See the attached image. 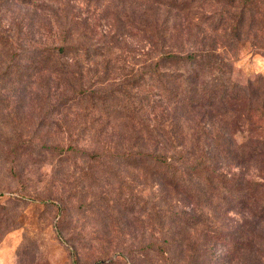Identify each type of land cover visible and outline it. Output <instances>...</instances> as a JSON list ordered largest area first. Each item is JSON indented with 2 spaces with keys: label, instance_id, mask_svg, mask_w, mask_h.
<instances>
[{
  "label": "rangeland",
  "instance_id": "rangeland-1",
  "mask_svg": "<svg viewBox=\"0 0 264 264\" xmlns=\"http://www.w3.org/2000/svg\"><path fill=\"white\" fill-rule=\"evenodd\" d=\"M46 2L52 7L36 11L16 0L0 2V264H264V119L239 117L240 127L229 125L230 141L249 137L261 156L238 166L215 160L227 174V190L216 176L218 189L204 183L190 195L163 184L147 165L70 150L74 137L68 136L77 130H59L52 116L38 120L35 104L23 100L13 74L5 73L7 65L17 67L12 55L41 38L52 44L55 3ZM120 3L139 8L132 0L114 4ZM257 29H249L242 50L234 45L229 58L232 78L259 86L254 95L264 107V37ZM110 123L105 142L72 143L83 149L131 143L129 123ZM57 141L62 144L53 150Z\"/></svg>",
  "mask_w": 264,
  "mask_h": 264
},
{
  "label": "trees",
  "instance_id": "trees-1",
  "mask_svg": "<svg viewBox=\"0 0 264 264\" xmlns=\"http://www.w3.org/2000/svg\"><path fill=\"white\" fill-rule=\"evenodd\" d=\"M16 1L35 11L52 7L46 0ZM132 1L139 8L116 0H54L52 44L41 38L12 55L17 67L11 63L5 73L13 74L23 100L35 104L38 120L52 116L59 130H77L69 139L105 142L113 134L110 121L130 124L127 145L83 149L73 138L70 150L93 160L147 165L163 184L190 195L204 183L218 189L214 178L225 182L227 174L215 160L228 158L238 166L261 156L249 137L230 141L240 118L264 119V107L254 95L259 86L232 78L229 52L234 45L237 53L242 50L252 27L264 37V0ZM181 12L187 17L180 18Z\"/></svg>",
  "mask_w": 264,
  "mask_h": 264
}]
</instances>
